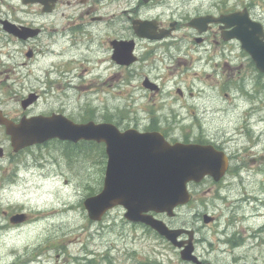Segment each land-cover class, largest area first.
<instances>
[{"label": "flooded vegetation", "instance_id": "1", "mask_svg": "<svg viewBox=\"0 0 264 264\" xmlns=\"http://www.w3.org/2000/svg\"><path fill=\"white\" fill-rule=\"evenodd\" d=\"M8 24L15 27L17 35L8 30ZM243 42L263 48L264 0H0V92L6 93L8 87L29 91L22 94L21 111L13 112L14 115L8 113L0 94V234L5 237L8 231L19 232L41 224H46L43 231H49L55 225L53 218L67 213L64 207L60 209V202L39 203L37 175L29 168H45L48 162H43L46 155L42 150L50 143L64 146L62 153L68 158V143L55 139L15 152L6 122L19 125L24 118L38 116H59V120L66 118L75 123L90 121L87 112L80 120L70 112L67 103L56 105L53 100L48 108L36 110L42 98L37 87L44 88L46 96L56 90L59 94L55 96L67 98L63 91L71 88V73L75 71L80 82L73 83V90L95 91L98 75L102 87L118 90L125 86L126 91L147 94L144 110L148 112L145 117L149 124L142 127L137 121L127 129H135L138 134L160 133L171 143L210 145L224 152L229 168L223 180L206 178L201 184H191L194 188L208 187L206 195H212L214 200L220 198L221 190L241 176L249 161L256 165L264 160V155L257 153L264 146V72L243 49ZM8 46L15 49L8 50ZM7 72L13 74L11 85H7L11 77L6 76ZM146 85L156 86V92ZM196 87L199 92L207 89L211 95L215 91L223 95L210 99L203 110L189 103L196 97ZM30 94L37 96V100L24 108L23 101ZM222 96L234 108L239 107L236 100L249 106L240 109L234 135L214 121L210 134L200 126L206 118L212 121L218 117L217 112L225 111L215 106ZM158 99L160 110H154ZM167 107L170 110L164 113ZM194 128L199 129L198 134L185 138ZM184 131L185 136L179 137L177 133ZM94 144L106 153L105 144ZM35 150L41 153L29 162L26 155ZM220 213H225L224 209ZM146 214L164 222L167 219L166 214ZM202 216L200 212L192 214L197 221ZM214 218L217 224L218 216ZM236 220L232 215L227 223L235 225ZM205 229L208 228L194 229L195 254L201 264H215L197 250L207 240L199 237ZM188 240L187 235L180 238ZM245 242L242 234L226 238L225 243L234 254H230L232 258L226 264H248L245 253L237 256L234 252ZM33 261L29 256L11 264Z\"/></svg>", "mask_w": 264, "mask_h": 264}, {"label": "rangeland", "instance_id": "2", "mask_svg": "<svg viewBox=\"0 0 264 264\" xmlns=\"http://www.w3.org/2000/svg\"><path fill=\"white\" fill-rule=\"evenodd\" d=\"M14 49L15 47L8 46V50ZM50 72L48 73L51 74ZM77 74L78 71L71 73V88L63 91L67 98L55 96L59 94L56 90L46 96L42 92L45 89L37 87L42 98L36 110L48 108L53 100L56 105L67 103L70 112L80 120H83L81 117L87 112V119L97 123L111 121L121 130H127L137 121L142 127L149 124L145 117L148 112L144 110L147 105L144 91H126L125 86H120L118 90L102 87L98 75L95 78L94 87H98L95 91L75 88L73 90V83L80 82L76 78ZM6 76H11L7 81V85H11L13 74L7 72ZM4 77L5 75L1 80ZM102 77L104 81L106 74H102ZM28 92L17 87H8L4 94L0 92L6 101L8 113L14 115L21 111L20 98ZM194 93L196 97L190 99L189 103L199 105L203 110L207 108L210 99L223 95V92L216 91L211 95L207 89L199 92V87H196ZM235 103L239 105L238 108L227 102L225 96L220 97L215 106L225 111L217 112L215 115L218 117L212 121L206 118L200 126L210 134L214 121L222 129L225 127L230 135L236 134L240 109L249 106L241 100H236ZM152 104L154 105L153 102ZM158 105L160 106L159 102L153 109L160 110ZM150 107L151 105L149 110L152 109ZM168 110L169 107L164 113ZM198 132L199 129L194 128L191 134L186 136L185 131L177 134L186 138L193 137ZM238 141L241 142L240 139ZM6 144L8 146L9 142ZM75 146L77 147H70L73 153L67 158L62 153L64 146L50 143L42 150L46 155L43 162H48L45 168H29L37 175L39 189L36 195L39 203L60 202V209L64 207L67 213L56 215L52 222L55 225L49 231H43L46 224H41L19 232L8 231L5 237L0 234V264H11L18 258L25 260L29 256L34 259L29 264H188L181 260L179 252L164 238L143 226L127 222L124 218L125 210L121 207L109 211L100 222L90 221L83 203L103 189L107 159L102 149L93 143ZM40 153L41 151L35 150L27 154V160L31 162L32 157L39 156ZM257 153L264 155V146L259 148ZM254 164L249 161L246 168L241 170V176L221 190L220 198L217 196L216 200L212 195H206L208 187L191 188L195 194L193 202L180 208L177 218L167 217L165 220L171 226L202 229L205 225L201 220L193 219L192 214L200 212L219 216L220 227L213 226L214 230L205 229L200 231L199 235L200 238L211 241L213 247L207 246L204 240L197 248L199 254H203L215 264H226L231 260V255L234 254L230 253L232 248L225 241L234 234L237 237L242 234L246 241L245 246L234 250L235 255L245 253L249 257L248 264H255L256 261L258 264H264V160ZM202 195L204 199L201 198ZM67 207L71 210L68 211ZM221 209H224L225 213L221 214ZM232 215L237 218L236 224L228 227L227 220Z\"/></svg>", "mask_w": 264, "mask_h": 264}, {"label": "water", "instance_id": "3", "mask_svg": "<svg viewBox=\"0 0 264 264\" xmlns=\"http://www.w3.org/2000/svg\"><path fill=\"white\" fill-rule=\"evenodd\" d=\"M9 30L18 34L11 26ZM243 48L264 72V46L260 49L254 43L243 42ZM36 100L35 95H31L23 102L24 108ZM7 127L15 151L54 138L75 143L81 140L106 143L109 161L104 188L99 195L84 203L90 219L100 221L109 210L122 206L128 221L151 227L180 249L187 243L188 246L181 251L182 259L198 262L193 255V232L171 229L164 222L143 213L154 211L174 217L175 209L192 199L188 183H199L206 176L221 180L228 166L224 154L211 146L171 145L160 134L139 135L136 130L121 134L111 124H75L67 119L59 121L57 117L24 119L19 126L7 122ZM212 220L208 215L204 216L206 224ZM183 234H188L190 240L178 242Z\"/></svg>", "mask_w": 264, "mask_h": 264}, {"label": "bare ground", "instance_id": "4", "mask_svg": "<svg viewBox=\"0 0 264 264\" xmlns=\"http://www.w3.org/2000/svg\"><path fill=\"white\" fill-rule=\"evenodd\" d=\"M51 74H54L53 72H50ZM54 212V211H53Z\"/></svg>", "mask_w": 264, "mask_h": 264}]
</instances>
